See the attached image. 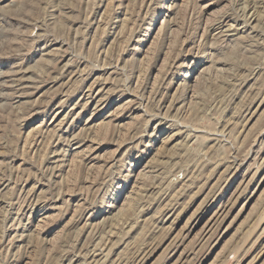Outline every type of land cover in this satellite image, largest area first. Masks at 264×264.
I'll return each mask as SVG.
<instances>
[{
    "label": "rangeland",
    "instance_id": "374dc122",
    "mask_svg": "<svg viewBox=\"0 0 264 264\" xmlns=\"http://www.w3.org/2000/svg\"><path fill=\"white\" fill-rule=\"evenodd\" d=\"M0 264H264V0H0Z\"/></svg>",
    "mask_w": 264,
    "mask_h": 264
},
{
    "label": "bare ground",
    "instance_id": "6f19581e",
    "mask_svg": "<svg viewBox=\"0 0 264 264\" xmlns=\"http://www.w3.org/2000/svg\"><path fill=\"white\" fill-rule=\"evenodd\" d=\"M216 214V213H215ZM213 216V215H212ZM218 217V216H217ZM216 218V217H215ZM208 220H210V219H208ZM215 220V219H214Z\"/></svg>",
    "mask_w": 264,
    "mask_h": 264
}]
</instances>
